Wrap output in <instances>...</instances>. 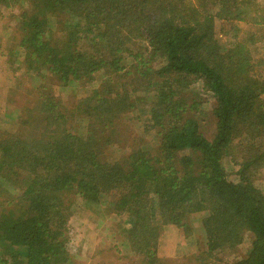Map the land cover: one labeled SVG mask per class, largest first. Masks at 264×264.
<instances>
[{
	"label": "trees",
	"instance_id": "1",
	"mask_svg": "<svg viewBox=\"0 0 264 264\" xmlns=\"http://www.w3.org/2000/svg\"><path fill=\"white\" fill-rule=\"evenodd\" d=\"M1 6L19 9L13 43L0 39L2 62L13 92L28 89L20 72L32 98L18 105L7 94L3 113L15 126L0 129V264H74L71 220L102 205L139 264H160L168 224L188 240L198 213L202 264L247 235L248 252L232 264H264V0ZM195 80L213 102L211 136L201 100L179 89ZM133 113L141 132L112 158L118 125Z\"/></svg>",
	"mask_w": 264,
	"mask_h": 264
},
{
	"label": "rangeland",
	"instance_id": "2",
	"mask_svg": "<svg viewBox=\"0 0 264 264\" xmlns=\"http://www.w3.org/2000/svg\"><path fill=\"white\" fill-rule=\"evenodd\" d=\"M17 9H15V7L12 8V6L0 7V39L3 40L5 37L7 39L9 38L7 42L10 43L11 40V44L15 39V14L19 11V9ZM240 25L242 28L246 26L242 23H240ZM216 26L218 35L224 38L225 36L221 31L220 22H217ZM18 38L19 36L17 40ZM262 51L264 52V49H262ZM2 60L3 57L0 56V129H13L15 122L11 120L8 121L3 115L6 110L7 94L9 99H14V101L12 99L10 103H17L19 105L26 101V99L32 98V88L28 80L29 78L23 77L20 72H17V75L20 77H18L19 79H25V87H28V89L25 90L24 88L22 91L17 90V92H13L12 89L15 82L13 83L10 79L12 72L9 71V66H6ZM201 84V80H195L192 85L190 84V86L188 85L186 88L180 87L179 89L182 90V95L188 98L196 95L197 99L201 100L199 109H201V115L204 117L202 120V129L206 135L211 136L214 132V122L211 113L213 102L209 99L207 94L201 90ZM54 87L55 92L57 94H62L64 99L73 98L71 94L72 91H61L58 87ZM78 90L79 94L84 92L83 90ZM139 94H141V92ZM138 106L139 109H144L142 102H140ZM133 115L135 114H127V116L122 119L123 123L118 125L120 132H122V136L119 142L108 148V153L111 152L112 158H116L122 153H125L133 144V137H138L141 132V128L138 123H135L136 120ZM135 126L137 128L135 133H133ZM120 145H123L124 148L119 149ZM224 164L230 176L234 178L238 166L230 162L229 158L224 159ZM256 181L257 184L264 189V173L257 175ZM105 207L106 205H102L99 207V210L92 213L87 212L82 207L76 212L73 220H71V235L73 237L71 252L74 257V264H139L140 258L136 255H130V253L126 251V247L122 246L121 243L124 235L118 223L119 220L115 219L107 208L103 209ZM200 217V213L193 216L192 223L196 231H194L188 240H186V235L182 228L178 229L177 226L172 224H168L163 228L157 245V256L161 259L160 264H202L201 260L196 259V255L204 250L202 249L203 237L200 231ZM168 227L170 228L167 229ZM162 235H165L167 238L162 239ZM81 238H83V242L80 243ZM251 238V235H247L243 242L234 249L215 252L212 257L207 258L208 262L206 264L234 263L246 255L250 248Z\"/></svg>",
	"mask_w": 264,
	"mask_h": 264
},
{
	"label": "crops",
	"instance_id": "3",
	"mask_svg": "<svg viewBox=\"0 0 264 264\" xmlns=\"http://www.w3.org/2000/svg\"><path fill=\"white\" fill-rule=\"evenodd\" d=\"M169 228H170V227H168L167 229H169ZM177 228H178V227H177ZM178 229H179V228H178ZM163 238H167V237H166L165 235H164V236L162 235V239H163ZM162 242H163V241H162Z\"/></svg>",
	"mask_w": 264,
	"mask_h": 264
}]
</instances>
